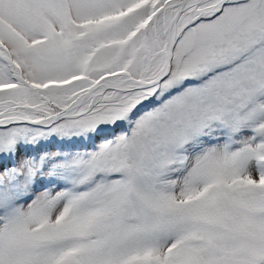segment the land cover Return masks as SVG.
<instances>
[{
	"label": "snow or ice",
	"instance_id": "6c2138e0",
	"mask_svg": "<svg viewBox=\"0 0 264 264\" xmlns=\"http://www.w3.org/2000/svg\"><path fill=\"white\" fill-rule=\"evenodd\" d=\"M0 264H264V0H0Z\"/></svg>",
	"mask_w": 264,
	"mask_h": 264
}]
</instances>
